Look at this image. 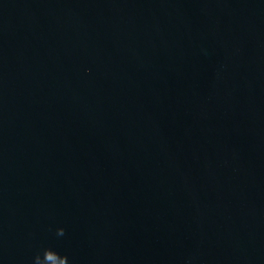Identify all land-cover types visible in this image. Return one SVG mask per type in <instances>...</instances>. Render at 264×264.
I'll return each instance as SVG.
<instances>
[{
	"label": "water",
	"instance_id": "obj_1",
	"mask_svg": "<svg viewBox=\"0 0 264 264\" xmlns=\"http://www.w3.org/2000/svg\"><path fill=\"white\" fill-rule=\"evenodd\" d=\"M264 264V0H0V264Z\"/></svg>",
	"mask_w": 264,
	"mask_h": 264
},
{
	"label": "clouds",
	"instance_id": "obj_2",
	"mask_svg": "<svg viewBox=\"0 0 264 264\" xmlns=\"http://www.w3.org/2000/svg\"><path fill=\"white\" fill-rule=\"evenodd\" d=\"M36 264H43V262L39 259V257H37Z\"/></svg>",
	"mask_w": 264,
	"mask_h": 264
}]
</instances>
